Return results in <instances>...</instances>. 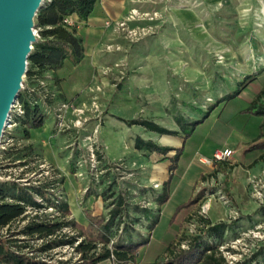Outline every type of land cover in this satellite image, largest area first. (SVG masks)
I'll return each mask as SVG.
<instances>
[{"label":"rangeland","instance_id":"1","mask_svg":"<svg viewBox=\"0 0 264 264\" xmlns=\"http://www.w3.org/2000/svg\"><path fill=\"white\" fill-rule=\"evenodd\" d=\"M49 1L42 0L39 8ZM133 7L138 9L139 15L128 21L126 27L140 30L136 37H130L125 29L118 27V22L126 20ZM123 15L120 19L108 20L102 42L86 48L87 58L92 50L99 54L100 63H90L85 71L75 68L69 76L70 82L75 76L83 78L80 88L71 91L63 88L60 81L69 73L65 69L61 71V77L53 73L48 81L44 80L51 92L46 100L37 93L29 96L26 89H20L18 94L22 100H30L31 108L35 110V122H41V127H47L52 134L59 136V155L66 162L65 168H56L60 180L57 194L61 201L70 194L71 202L75 199V203L84 208L94 207L101 199L102 207L90 210H101L108 217V211L120 193L127 216L123 213L125 217L120 223L118 236L112 239L127 240V232L122 231L125 222L131 226L133 241L149 239L152 242L146 255V260H152L162 253L164 244L170 240L176 243L173 251L177 252L183 248L178 244L179 237L197 234L201 228L196 224L193 227L196 233L190 232L191 221L186 219L175 226V233L170 228L161 240L167 228L166 216L176 204L189 198L194 199L189 213L194 216L192 221L197 219L196 215L202 214L212 223L225 221L230 228L232 226L236 208L230 183L235 179L234 173L228 170L224 174L227 177L222 178L218 174L220 164L211 163L207 164L210 172L200 174L198 179L196 176L206 167V163L199 160L201 156L211 158L216 149L226 146L238 148L251 141L259 131L262 116L245 109L264 89V0L132 2ZM32 20L35 24L36 14ZM40 39L36 37L32 45ZM25 83L28 84L27 80ZM224 96L225 99L195 126L185 140L176 171L168 185L154 181L153 168L163 158L156 152L135 151L132 146L134 137L140 135L159 144L180 146L183 132L173 124L171 111L176 108L183 116L191 118L190 121L197 120L203 117L210 105ZM65 100L83 108L82 121L72 127L71 122L78 116L69 109L66 117L71 127L58 130L55 127L57 108ZM260 101L264 102V94ZM24 116L15 118L17 125L11 131L13 144L2 149L0 142V181L31 173L40 161V145L37 141L29 143V129ZM117 117L150 119L169 129L174 126L178 133L166 135L139 124L129 126ZM3 139L1 136L0 141ZM119 145L127 153L112 158L109 149H116ZM27 146L31 148L30 155L26 156L28 165L21 168L13 151L18 149L19 154L26 153ZM168 154H174V150ZM249 154L241 152L233 157L242 160ZM224 165L232 167L227 163ZM64 178L72 182L71 192L62 186ZM163 191L169 192L170 198L161 212L155 204ZM216 205L221 207L218 213ZM133 211L139 215H133ZM239 216L240 213L236 218ZM156 219H160L157 229L151 231ZM17 226L14 223L9 231L13 233ZM230 228L224 232L223 245L236 238ZM251 229L239 231L245 242ZM65 231L71 234L75 230L68 227ZM29 244L33 248L38 247L35 240H30ZM141 253L143 257L144 249ZM36 254L46 258L51 256L52 260L74 259L76 256L71 247H55L47 253L36 250ZM170 256L168 252L162 257ZM99 264L118 263L104 260Z\"/></svg>","mask_w":264,"mask_h":264},{"label":"trees","instance_id":"2","mask_svg":"<svg viewBox=\"0 0 264 264\" xmlns=\"http://www.w3.org/2000/svg\"><path fill=\"white\" fill-rule=\"evenodd\" d=\"M97 1L50 0L45 6L37 10L35 26L39 27V38L41 39L35 42L28 56L27 76L33 72L31 71V67H36L35 72L39 74L45 70L56 71L62 67L63 61L66 58L74 66L80 64L84 56L81 39L74 34L73 28L64 25L62 20L64 16L70 14H76L79 19L86 20L93 11ZM263 94L264 89L255 95L250 105L245 109L246 112L263 115V120L259 124L257 136L248 145L243 147L244 152L264 149V103H259V99ZM18 99L24 103L25 116L23 119L28 128L39 127L41 122L37 123L34 120L35 110L31 108L27 100H22L20 94H18ZM224 99L225 96L218 99L216 103L207 108L202 118L193 121H187L180 110L176 108L171 111L174 121L183 132L182 144L179 147L161 145L151 139H144L140 135H137L134 138V148L145 152H157L164 157H167L166 155L171 150H174V154L167 157L170 160L168 170L171 176L177 168L185 140L191 135L195 126L208 117L217 104ZM117 118L123 120L127 125L139 124L148 130L160 134L176 135L178 133L177 130L166 128L146 118ZM25 132L28 133L27 130ZM26 149L28 152H23L22 154H19L18 149L13 151L14 155L19 159L20 165L26 164V156L31 153L30 146H27ZM28 181L29 184L25 185L15 180L0 181V264H99L104 260L110 259L112 255L114 256V261L118 264H230L225 260L218 248L223 240L224 232L230 228V224L225 221L212 223L209 218L196 215V221L201 226L198 233L189 236L185 234L181 235L178 240V244L182 240H187V248L178 249L177 252L173 251V246L176 243L170 240L164 244L162 250L163 254L171 253L169 258L165 259L161 256L162 254H157L153 260H146L144 258L136 260V257L139 256V247L150 240L145 239L142 242H134L129 230L131 226H128L125 222L122 231L127 232V240L122 242L118 241V238L109 246L112 237L118 236L120 223L124 221L123 217H125L123 213L127 216V212L124 209V198L120 193L116 195L113 206L108 211V217L104 215L93 216L88 210L84 209L89 222L86 226H83L68 219L70 211L65 201H60L57 205L61 215V218L58 219L45 220L37 214L31 215L25 213L26 206H42L36 200L35 195L40 196L47 203L51 202L44 186L40 184L35 185L30 180ZM167 199L168 193L165 191L158 196L159 203H163ZM193 203L194 199L189 198L178 204L169 220L170 224L177 225L183 220L194 218L193 215L189 214ZM21 220L27 221L24 224H20ZM14 223L18 226L12 233L9 229ZM5 226L7 228L4 234L1 230ZM65 226L75 231L69 234L70 232L63 230ZM8 231L9 233L7 234ZM205 232L206 234H203ZM21 236L24 237L22 238ZM79 237H81V240L74 245L75 240ZM35 239H42L37 248H33L29 244L30 240ZM66 244L72 246L74 251L80 254L76 260L70 257L52 260L51 256L46 258L37 256V254L28 255L24 250V248H29L47 253L55 247H61ZM98 244L101 245L99 246ZM261 247L262 242L260 247L251 256L234 264H256V256Z\"/></svg>","mask_w":264,"mask_h":264},{"label":"crops","instance_id":"3","mask_svg":"<svg viewBox=\"0 0 264 264\" xmlns=\"http://www.w3.org/2000/svg\"><path fill=\"white\" fill-rule=\"evenodd\" d=\"M132 2H133V0H98L94 5L93 11L90 13V15L87 17L86 20L79 19L76 14H70L69 15L70 19L75 24L72 27L74 30V34L81 39L82 46L84 49L83 50L84 56H83L82 61L80 62L79 65L74 66L71 63V61L66 58L63 61L62 67L59 68L58 70H56V71L45 70V71L41 72L40 74L35 72L36 67H31V71H33V72H31L27 76V82H28L27 87H28V89L35 86L37 84L36 81H38V80L48 81L50 78V75H52L53 73L55 75L58 74L61 77V71H65V69H67L69 73H67V76H68L67 78H65V79L63 78L60 81L62 83L63 88L68 89L70 91L80 88L83 85V82H82L83 78L82 77L79 78V76H77V77L75 76V78H72V80L70 82L69 76H71V74L74 72L75 68H76V70H79V71H85V70H87V67L90 63H93V64L100 63L99 54L97 52H93L92 50L90 51L91 53H89V57L87 58L86 48H90V46H94V45L96 46L100 42H102V37H103L102 33L108 28V24H106V21L120 19L122 16H124L123 15L124 11L132 5ZM87 79H88V76L86 77V81H87ZM66 83H68V86L65 87ZM26 92H28V94H30V92L28 90ZM261 98L259 99V103L263 104L264 102L260 101ZM256 115H258V114H256ZM190 116H191V114H189L188 117H190ZM260 116H262V119H261V121H262L263 115H260ZM184 117H186V116L184 115ZM186 120L190 121L191 118L189 119L186 117ZM261 121H260V123H261ZM173 124L175 125V127H179L176 124V122L174 121V119H173ZM118 127H120V126H118ZM258 128H259V125H258ZM28 129H29V136H28L29 137V139H28L29 143H32V142L34 143L37 141V143H39V145H40V146H38V148L40 149L39 150L40 160H44L47 163L52 164L55 168H57L59 170L62 168H65L66 162L63 159V157H61V155H59V153H60L59 147L60 146L57 145V144H59V142H58L59 136L57 134H52L51 131L49 130V128H47V127L43 128V126L42 127L39 126L37 128H28ZM172 130H177V128H174V126H173ZM45 133H47V134H45ZM52 140H54V143L52 142ZM251 141H249L247 144L240 145V147H238V148H232L234 150V153L232 154L229 161L217 162L221 166L220 170L218 171V174L222 175V178L227 177L224 174L228 170H231L232 173H234V175H235V179H233V181L230 183V185H231L230 191L232 193V200H233L234 206H235L234 208H236L238 213H240V216L238 218H233L234 220H233V223H232L230 230L232 233H234L233 235L236 237L239 235L240 229H245V228L254 229V228H258L260 225H262V227L264 229V204H259L258 201L256 199H254V197H252V195L250 193V186L248 184V180L251 176H255V175H259V174L262 175V178L264 181V149H256V150L244 152L243 147L248 145ZM181 144H182V141H181ZM161 145L171 146L170 144H161ZM132 146L134 148V139L132 141ZM171 147H173V146H171ZM176 147H179V146H176ZM226 147H228V146H226ZM229 148H231V147H229ZM134 150L140 151V150H137L135 148H134ZM108 152L112 158L120 157V156L127 153L126 150H123L122 146H120V145L116 149H109ZM140 152H145V151H140ZM241 152L250 153V154L242 160H239L237 157H233V155L240 154ZM157 154H159V153H157ZM159 155L163 158V161L161 163L156 164V166L153 168L152 177H153L154 181H158V182L160 181V183L163 182L164 184H167L168 182H170V180H171L172 176L174 175L176 169L173 171L172 175L170 176V172L168 170L170 160L167 157H169L171 155L167 154L166 155L167 157H164L162 154H159ZM204 157H206V156H204ZM201 163L204 164L203 162H201ZM226 163L231 165L232 167L226 168L224 165ZM204 165H206V167L202 168L199 171V174L196 176L197 179H198V176H200V174L205 173V172H210V169H209L210 166H208L207 164H204ZM62 186L66 187V191L71 192L73 184H72V182H68L67 179L64 178V180L62 182ZM167 193H168V199L165 202L159 203L158 198L156 200L155 205L157 206V209L161 210V212L164 211V205L168 202V200L170 198L169 192H167ZM70 199H71L70 194H68L67 198H64V201L67 202L68 207H69V211H70L68 218L79 223V224H81V225H83V226H86L89 222L87 216L84 213V209L88 210V212L93 216H99V215L105 216V214L101 210H98V209L93 210V211L90 210V209H94V207L95 208H97L98 206L102 207V203H101L102 200L101 199H99V202H96V204H94L95 205L94 207L90 205V206H86L84 208L78 206L77 203H75V199H73L72 202ZM178 204H180V203H178ZM178 204H176L175 207ZM175 207L172 210V212L168 213V215L166 216L167 228H166V231L163 234L161 240H164V238L166 237V234L170 230V228L175 233L176 224H170V222H169V220H170V218H171V216L175 210ZM215 207H217L216 213H218L221 210V207L219 205H216ZM133 212H134L133 215H139L138 212H136V211H133ZM136 217H138V216H136ZM136 220H139V218H137ZM159 221H160V219H159ZM159 221L156 222V225H151V227H152L151 231H154L157 229ZM226 231H228V229ZM134 242H138V241L134 240ZM157 244L162 245L159 242ZM151 245H153V244L151 241H149L148 243L139 247L141 250V251L139 250L140 251L139 256L141 255L140 256L141 258H144V259L147 258L146 257V255L148 253L147 251L150 250ZM143 249H144V255L142 257L141 252ZM160 254H162L161 256H163V253H160ZM256 261H257L256 264H264V240L262 241V247H261L258 255L256 256Z\"/></svg>","mask_w":264,"mask_h":264},{"label":"built area","instance_id":"4","mask_svg":"<svg viewBox=\"0 0 264 264\" xmlns=\"http://www.w3.org/2000/svg\"><path fill=\"white\" fill-rule=\"evenodd\" d=\"M143 1H153V0H133L134 3L138 2H143ZM139 15L138 9L136 7H133L131 9V13L128 16L126 20H121L118 22V27L125 29L127 34L130 37H136L140 35V30L137 28L133 27H126L128 21H133L136 19V17ZM63 24L66 25L67 27H73L75 24L74 22L70 19L69 15H66L63 17L62 20ZM106 24H109V21H106ZM35 37H40L39 36V27H36L34 24L33 28ZM109 47L107 46V49ZM28 69V60H27V66H26V71ZM27 80V75L23 76V81L21 82V88L20 89H26L30 92L29 96L32 94H39L42 98L45 100L50 97L51 92L48 88V84L44 80H38L37 84L30 89H28L27 84L25 81ZM30 104V100H28ZM71 110L72 112H75L77 114V118L75 119L74 122H71L72 127L78 126L81 124V113L84 111L82 107L76 106L74 102L71 100H65L62 101L57 108V113H56V119H55V127L58 130H65L69 129L71 125L68 123L67 117H66V112L68 110ZM25 113V109L23 104L18 100V96L14 99L10 112L5 120V126L3 128V133L2 137L5 138L1 140V148L6 149L5 145H10L13 144V136L11 135V131L14 129V127L17 125V122L15 118L17 116H22ZM234 153V150L229 147H224L222 149H216L213 153L211 158L201 156L199 160L203 163L206 164H211V163H217V162H225L229 161L232 154ZM28 164H24L21 166H27ZM59 174L56 172V168H54L51 164L47 163L46 161H38L36 165V169L32 171L31 173H24L21 177L13 178V180L17 182H23V184H29L30 180L33 184L35 185H42L44 186V189L48 192V196L50 197L51 202L47 203L44 201L40 196L35 195L36 200L42 204L41 207H31V206H26L25 213L34 215L37 214L44 218L45 220H54L61 218L60 215V210L58 208V204L61 201V197L58 196L57 192L59 190V185H60V180H59ZM248 184L250 186V193L254 199L258 201L259 204H264V181L262 178V175H255L251 176L248 180ZM204 211V210H203ZM234 214L232 218H236L238 216V211L235 210L233 211ZM202 215V214H200ZM193 218H191L189 221H191V227H189L190 232L196 233V230L193 227H196V224L198 222L192 221ZM27 220H21L20 224L26 223ZM19 222V221H17ZM200 226V225H199ZM6 228L7 226L3 227L1 232L6 233ZM68 229L67 226L63 227V230L65 231ZM245 233V232H243ZM22 238L24 236H21ZM248 240L247 242L244 241V237L241 235H238L236 238H234L230 244H220L219 245V250L221 251L223 257H225V260L230 263L234 264L238 261L243 260L246 257L251 256V254L257 250L261 242L264 240V229L262 225H260L258 228L251 229L249 230V234H247ZM81 240V237L77 238L75 240L74 245H76L79 241ZM32 241V240H31ZM35 241L38 242V245L42 242V239H35ZM114 242V239H111L109 242V246ZM241 244H244L245 246L242 247ZM99 246L101 244H98ZM180 247H185L187 245V240H182L180 242ZM61 247H71L72 251H74L72 246L69 245H63ZM26 253L28 255H34L36 254V250L29 249V248H24ZM76 256L74 257L73 260H76L79 257V253L74 251ZM44 259V258H43ZM66 259V258H65ZM112 262H114V256L112 255L110 259Z\"/></svg>","mask_w":264,"mask_h":264},{"label":"water","instance_id":"5","mask_svg":"<svg viewBox=\"0 0 264 264\" xmlns=\"http://www.w3.org/2000/svg\"><path fill=\"white\" fill-rule=\"evenodd\" d=\"M42 0H0V138L36 40L32 20Z\"/></svg>","mask_w":264,"mask_h":264}]
</instances>
